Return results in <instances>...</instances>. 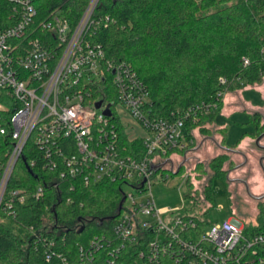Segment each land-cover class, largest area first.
I'll use <instances>...</instances> for the list:
<instances>
[{
	"label": "built area",
	"instance_id": "1",
	"mask_svg": "<svg viewBox=\"0 0 264 264\" xmlns=\"http://www.w3.org/2000/svg\"><path fill=\"white\" fill-rule=\"evenodd\" d=\"M98 2L91 0L75 24L57 12L38 21L36 0L0 2V225L30 233L35 245L45 242L46 261L74 264L55 239L19 222L18 206L47 190L46 183L10 186L29 147L40 155L28 168L38 178L33 167L41 160L47 185L111 181L124 191L119 215L79 245V264H264V232L246 233L236 216L210 223L184 205L159 208L151 191L158 176L180 174L184 156L181 163L173 156L195 145L191 125L218 110L229 90L214 102L157 111L133 65L108 57L94 41L111 22L94 17ZM190 175L183 172L186 184Z\"/></svg>",
	"mask_w": 264,
	"mask_h": 264
},
{
	"label": "trees",
	"instance_id": "2",
	"mask_svg": "<svg viewBox=\"0 0 264 264\" xmlns=\"http://www.w3.org/2000/svg\"><path fill=\"white\" fill-rule=\"evenodd\" d=\"M90 1L36 0L38 21L57 12L75 24ZM0 2L8 6V0ZM101 16H109L111 22L98 29L94 41L104 46L108 57L133 65L160 113L214 102L225 87L231 91L264 76V0H99L94 17ZM244 58L250 60L249 65H244ZM221 107L191 127L210 135L209 124ZM260 118L258 113L251 116L256 137L264 131ZM25 155L27 163L19 161L10 186L34 188L46 183L47 190L43 199L30 197L18 206L19 222L55 239L59 251L79 264V245L119 215L124 201L121 184L66 179L56 186L47 185L41 160L33 167L38 178L27 165L40 154L33 155L28 147ZM223 162L221 155L208 166L197 162L187 181L188 196L205 207L202 213L206 216L213 179L224 176ZM184 170L183 165L180 173ZM258 209L256 221L246 223V233L264 232V200ZM47 247L43 241L35 245L30 233L17 234L0 225V264H62L57 256L45 260Z\"/></svg>",
	"mask_w": 264,
	"mask_h": 264
},
{
	"label": "rangeland",
	"instance_id": "3",
	"mask_svg": "<svg viewBox=\"0 0 264 264\" xmlns=\"http://www.w3.org/2000/svg\"><path fill=\"white\" fill-rule=\"evenodd\" d=\"M226 101H231L233 104L226 108L227 112H223L222 109L225 107ZM228 112L230 113L227 114ZM255 113L260 115V119L264 123V76L258 82L243 86L238 85L229 91L225 96L220 112L215 117L214 123L216 125L211 123L210 135L198 133V143L203 142L200 150L198 152L190 150L193 146L188 149L190 151H184L173 156L174 161L177 162L178 160L181 163L183 156L187 154L188 160L184 165L187 170L192 171L197 161L208 166L214 156L221 153V149L209 140V136L213 135L220 143L229 141L233 146L244 147V150L250 154L251 181L255 183L252 186L258 191L262 173L257 167V155L254 152L256 150V131L253 127L254 123L251 122V116ZM225 136H228V141ZM223 138L225 142H223ZM184 171L176 176L168 175L167 177L166 173L162 178L158 176L151 187L156 204L159 208L184 205L191 213L202 212L205 207L188 196L190 190L184 182ZM124 188L131 191L128 186ZM258 208V200L252 199L247 192L239 191L234 194L224 178L218 176L213 179L212 200L210 207H208L209 213L206 216L210 223H221L232 216L240 218L244 223H254L259 212Z\"/></svg>",
	"mask_w": 264,
	"mask_h": 264
},
{
	"label": "flooded vegetation",
	"instance_id": "4",
	"mask_svg": "<svg viewBox=\"0 0 264 264\" xmlns=\"http://www.w3.org/2000/svg\"><path fill=\"white\" fill-rule=\"evenodd\" d=\"M264 134L262 131L255 139V147L257 157V167L259 172L261 171V182L258 184L259 190L256 191L254 188L255 183L251 181V170L250 168V154L238 148V146H233L232 144H216L217 147L221 149V153L215 155L223 156L224 162L222 170L224 172V178L234 194H237L239 191H245L249 194L252 199L262 201L264 200V136L258 139L261 135ZM241 159V160H240ZM188 160L187 154L184 155V165Z\"/></svg>",
	"mask_w": 264,
	"mask_h": 264
},
{
	"label": "crops",
	"instance_id": "5",
	"mask_svg": "<svg viewBox=\"0 0 264 264\" xmlns=\"http://www.w3.org/2000/svg\"><path fill=\"white\" fill-rule=\"evenodd\" d=\"M233 104V102H231V101H226V104H225V107H223V109H222V111L223 112H227V110H226V108H228V107H231V105ZM244 111V110H243ZM230 112H228L227 114H229ZM215 121V120H214ZM214 121L213 122H211V123H214ZM211 123L209 124V126H211ZM215 124V123H214ZM216 125V124H215ZM220 127H226V126H220ZM198 133L200 134V135H202V133L199 131V130H197L196 131V142H195V145H194V147L192 148V149H190V150H192V151H195V152H198L199 150H200V148L202 147V144H203V142L201 141L200 143H198L199 141H197V140H199V139H197L199 136H198ZM228 137V136H227ZM227 137H225L226 139H227V141H228V138ZM209 140H211V141H213V142H216V144H220V142L213 136V135H211V136H209ZM204 141V140H203ZM197 143V144H196ZM228 144H231L229 141L227 142ZM233 145V144H232ZM239 148H241V149H243L244 150V147H239ZM189 150V151H190ZM188 152V151H187ZM197 162H199V161H197ZM196 162V163H197ZM201 162V161H200Z\"/></svg>",
	"mask_w": 264,
	"mask_h": 264
},
{
	"label": "water",
	"instance_id": "6",
	"mask_svg": "<svg viewBox=\"0 0 264 264\" xmlns=\"http://www.w3.org/2000/svg\"><path fill=\"white\" fill-rule=\"evenodd\" d=\"M101 106V102H98L97 103V107H100ZM105 113L106 114H110V110L109 109H107L106 111H105ZM264 136V134L263 135H261L258 139H260L261 137H263ZM184 165V162H182L180 165H179V168H178V170L177 171H179L181 168H182V166ZM160 168V166H157L156 167V169H159ZM31 171V170H30ZM31 173H32V171H31ZM33 174V173H32Z\"/></svg>",
	"mask_w": 264,
	"mask_h": 264
}]
</instances>
